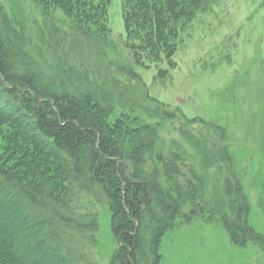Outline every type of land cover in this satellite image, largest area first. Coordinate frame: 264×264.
Returning <instances> with one entry per match:
<instances>
[{
    "label": "trees",
    "instance_id": "trees-1",
    "mask_svg": "<svg viewBox=\"0 0 264 264\" xmlns=\"http://www.w3.org/2000/svg\"><path fill=\"white\" fill-rule=\"evenodd\" d=\"M39 1L73 21L63 30L43 15L48 68L33 59L0 5V264H93L98 203L108 206L118 243L110 264H159L162 236L185 205L196 206L203 186L181 149L155 154L162 172L154 165L156 125L127 114L108 122L116 107L126 106L162 122L177 119L183 137L213 151L224 230L234 245L264 249L248 223L233 158L220 142L223 129L158 101L131 67L110 60L104 37L88 25L98 5L93 0ZM189 1L126 4L155 21L162 11L198 5Z\"/></svg>",
    "mask_w": 264,
    "mask_h": 264
},
{
    "label": "rangeland",
    "instance_id": "rangeland-1",
    "mask_svg": "<svg viewBox=\"0 0 264 264\" xmlns=\"http://www.w3.org/2000/svg\"><path fill=\"white\" fill-rule=\"evenodd\" d=\"M126 1L93 0L98 5L88 25L104 37L108 58L138 73L150 96L223 129L220 142L233 158L247 197L248 223L264 240V0H191L198 5L171 15L162 11L155 21ZM0 5L23 34L33 59L48 68L42 17L48 13L63 30L72 18L39 0H0ZM130 109L116 107L108 122L127 114L156 125L154 165L162 172L155 154L181 149L203 186L196 206L185 205L162 236L159 264H264V249L251 242L234 245L222 226L221 175L213 151L197 138L183 137L177 119L162 122ZM1 138L0 131V144ZM95 209L98 229L91 233V262L110 264L118 247L110 211L101 203ZM79 255L88 258L87 252Z\"/></svg>",
    "mask_w": 264,
    "mask_h": 264
}]
</instances>
